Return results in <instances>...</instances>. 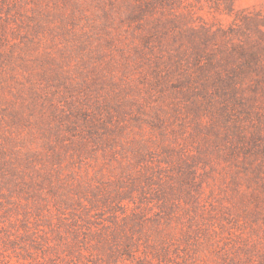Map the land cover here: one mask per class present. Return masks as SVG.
<instances>
[{
    "label": "rangeland",
    "instance_id": "1",
    "mask_svg": "<svg viewBox=\"0 0 264 264\" xmlns=\"http://www.w3.org/2000/svg\"><path fill=\"white\" fill-rule=\"evenodd\" d=\"M0 264H264V0H0Z\"/></svg>",
    "mask_w": 264,
    "mask_h": 264
}]
</instances>
